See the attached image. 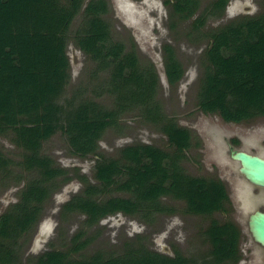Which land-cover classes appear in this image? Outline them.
I'll use <instances>...</instances> for the list:
<instances>
[{
    "label": "trees",
    "instance_id": "trees-1",
    "mask_svg": "<svg viewBox=\"0 0 264 264\" xmlns=\"http://www.w3.org/2000/svg\"><path fill=\"white\" fill-rule=\"evenodd\" d=\"M0 0V137L11 136L23 151L13 162L0 149V176L10 178L11 170L34 173L18 200L0 215V264H19L18 239L38 222L43 204L51 196L55 182L66 173L42 155L43 144L62 135L70 153L79 158L96 155V183L85 185L65 208L85 216L84 227L96 225L106 216L121 213L148 220L166 197L185 204L186 213L211 216L226 213L230 205L224 183L215 178L186 175L179 167L191 148V136L167 119L155 100L158 77L152 65L143 66L133 49L114 41L107 0ZM228 0H215L194 19L193 30L222 14ZM82 8V9H81ZM264 8V2H263ZM199 0H173L171 10L181 20L192 18ZM77 19L71 33L74 46L95 64L93 75L108 74L97 98L114 99L104 107L94 99L74 100L61 105L55 100L65 77L64 34ZM203 53V73L199 82L197 107L218 115L225 123L239 124L264 118V9L238 17L214 28ZM164 74L170 86L184 73L172 47H163ZM99 82L102 80L97 79ZM77 95H80L78 93ZM139 109L156 124L174 149V155L147 144L126 145L116 157L97 152L98 143L109 129H118L119 118ZM16 167V168H15ZM15 175V180L25 177ZM68 177L66 176V181ZM123 196L110 197L112 192ZM128 197H124L125 195ZM103 199V200H102ZM63 216V214H62ZM209 244L201 257L179 252L165 255L145 247L140 240L124 246L120 254L97 251L87 258H75L91 240L79 230L67 251L50 250L29 264H236L240 258L241 232L232 222L210 220L203 232ZM82 238V239H81Z\"/></svg>",
    "mask_w": 264,
    "mask_h": 264
},
{
    "label": "rangeland",
    "instance_id": "rangeland-1",
    "mask_svg": "<svg viewBox=\"0 0 264 264\" xmlns=\"http://www.w3.org/2000/svg\"><path fill=\"white\" fill-rule=\"evenodd\" d=\"M213 1L199 0L195 15L181 20L172 13L173 0H107L109 12L106 18L113 40L122 42L127 49L135 50L143 66L152 65L155 68L158 77L155 100L161 106L162 113L190 133L191 148L184 153L179 167L189 176L221 180L230 203L226 213L206 217L191 215L185 212L184 202L166 197L161 200L160 206L170 207L172 213L154 212L148 220H142L139 216L116 215L85 228V217L76 211L64 212L85 185L96 183L94 167L98 157L90 155L79 158L70 153L65 138L56 134L43 144L41 154L49 156L54 166L63 169L66 175L56 180L51 196L43 204L38 222L18 239L15 250L17 263L29 264L28 261H35L37 255L50 250H69L72 247L70 240L79 230L91 243L80 253L74 254V259L87 258L97 251L120 254L124 246L136 244L138 239L157 253L173 255L179 252L185 256L201 257L209 250L203 232L210 220L214 219L220 223L232 222L241 232L240 258L236 264H264V250L252 241L247 229L249 213L254 209H264V192L255 194L256 190L238 173L239 164L230 159L231 148L264 157V118L239 124L225 123L218 115L203 113L197 107L203 73L202 57L209 42V31L238 17L260 13L264 9V0H228L220 16L209 19L200 30H193L194 19ZM77 19L64 34L65 77L55 98L61 105L72 97L79 101L94 99L96 95L93 91L108 79L107 73L96 75V78L92 76L95 64L74 46L70 36L76 28ZM165 45L173 48L184 70L181 80L174 86L167 83L164 74ZM113 100L106 94L96 99L100 105L108 108L113 106ZM10 137H0V149L13 162L20 161L23 151L12 143ZM133 144L152 145L174 155L175 148L169 144L167 137L156 124L145 120L139 109L120 116L118 129L109 128L104 133L97 152L116 157L119 149ZM10 173L12 176L8 180L0 176V215L18 200L26 182L35 177L34 173H23L19 169ZM17 173H23L25 179L15 180ZM66 176L68 179L64 181ZM110 193V197L123 196L113 191Z\"/></svg>",
    "mask_w": 264,
    "mask_h": 264
},
{
    "label": "water",
    "instance_id": "water-1",
    "mask_svg": "<svg viewBox=\"0 0 264 264\" xmlns=\"http://www.w3.org/2000/svg\"><path fill=\"white\" fill-rule=\"evenodd\" d=\"M230 159L239 164L238 173L250 187L264 191V157L232 149ZM247 229L252 241L264 250V211L254 209L249 213Z\"/></svg>",
    "mask_w": 264,
    "mask_h": 264
},
{
    "label": "flooded vegetation",
    "instance_id": "flooded-vegetation-1",
    "mask_svg": "<svg viewBox=\"0 0 264 264\" xmlns=\"http://www.w3.org/2000/svg\"><path fill=\"white\" fill-rule=\"evenodd\" d=\"M232 149H234V148H231L230 149V151L232 150ZM239 150V149H238ZM257 155V154H256ZM255 189V188H254ZM256 190V193L255 194H258L260 191H262V190H257V189H255ZM264 192V191H263ZM259 210H261V211H264V209L263 208H260ZM124 216L123 214H121V213H116V214H114V215H109V216H106V217H104V218H102V219H100L99 221H101V220H106V219H108V218H111L112 216ZM82 216V215H81ZM81 216H80V218H81ZM83 217H85V216H83ZM98 221V222H99Z\"/></svg>",
    "mask_w": 264,
    "mask_h": 264
}]
</instances>
